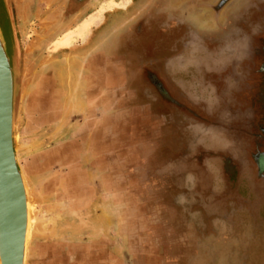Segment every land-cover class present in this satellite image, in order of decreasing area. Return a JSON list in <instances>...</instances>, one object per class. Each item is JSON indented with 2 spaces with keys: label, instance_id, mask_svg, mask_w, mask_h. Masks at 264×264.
Segmentation results:
<instances>
[{
  "label": "rangeland",
  "instance_id": "obj_1",
  "mask_svg": "<svg viewBox=\"0 0 264 264\" xmlns=\"http://www.w3.org/2000/svg\"><path fill=\"white\" fill-rule=\"evenodd\" d=\"M8 1L26 264H264V2L185 0L209 38L150 62L122 43L159 0Z\"/></svg>",
  "mask_w": 264,
  "mask_h": 264
},
{
  "label": "water",
  "instance_id": "obj_2",
  "mask_svg": "<svg viewBox=\"0 0 264 264\" xmlns=\"http://www.w3.org/2000/svg\"><path fill=\"white\" fill-rule=\"evenodd\" d=\"M17 43L9 1L0 0V264H26L34 220L33 198L17 151Z\"/></svg>",
  "mask_w": 264,
  "mask_h": 264
},
{
  "label": "flooded vegetation",
  "instance_id": "obj_3",
  "mask_svg": "<svg viewBox=\"0 0 264 264\" xmlns=\"http://www.w3.org/2000/svg\"><path fill=\"white\" fill-rule=\"evenodd\" d=\"M252 1V7L251 12L254 13L259 5L258 4H263L264 0H250V3ZM186 2L185 0H159L158 3L155 4L153 9L151 10L150 14L140 21L137 25V34L136 37L134 38L131 35H127L125 37L124 42L122 43L124 46V55H131V51H139L142 55V58L144 61H150L149 56L156 54L158 52H163L162 54L166 53L168 51V46L170 44H174L175 40L177 41V38L184 39L186 44H189V41H193L196 39H205L206 37L209 38V34L207 33H202V32H195L192 27H190L189 23L193 20L195 17L197 20L201 22L203 20L202 14L195 13L193 11V8L189 9L188 6L184 3ZM185 4V5H183ZM203 7L200 3L196 4L195 9H200V7ZM237 9L235 8V11H233L230 16H228V21L229 23L233 22H240L241 21V12L236 11ZM194 14V15H193ZM145 28V34H141V28ZM139 29V31H138ZM222 34L221 32L217 31L214 36H219ZM224 34V33H223ZM145 42L146 44L149 45V49H145ZM143 49L145 50V54ZM171 49V48H170ZM151 52V53H150ZM172 53V52H171ZM134 54V53H133ZM144 55V56H143ZM144 61H141V66L144 63ZM143 62V63H142ZM144 68L142 72H145V75L149 77L152 83H154L157 79L156 75V69L154 71L153 65H150V68L147 67H142ZM154 78V80H153ZM154 81V82H153ZM157 81V80H156ZM252 156V154H251ZM235 167V165H233ZM260 168V166H259ZM262 182V186L258 185L255 186V188H251V191L253 189L254 191V196L257 197L252 199L251 202L248 204H245L244 202L241 203L242 206V211L244 212V215H250V218H254L257 212H263L264 213V205H261V203H264V178H260ZM239 211V210H238ZM254 216V217H253ZM257 219V218H256ZM257 222V220H256Z\"/></svg>",
  "mask_w": 264,
  "mask_h": 264
},
{
  "label": "crops",
  "instance_id": "obj_4",
  "mask_svg": "<svg viewBox=\"0 0 264 264\" xmlns=\"http://www.w3.org/2000/svg\"><path fill=\"white\" fill-rule=\"evenodd\" d=\"M87 67H88V72H87L85 78L86 79H89V81H91V79H93V73L94 74L96 73V71H94V62L92 61V59L89 60V63H88V66Z\"/></svg>",
  "mask_w": 264,
  "mask_h": 264
},
{
  "label": "bare ground",
  "instance_id": "obj_5",
  "mask_svg": "<svg viewBox=\"0 0 264 264\" xmlns=\"http://www.w3.org/2000/svg\"><path fill=\"white\" fill-rule=\"evenodd\" d=\"M10 4V3H9ZM11 9H12V7H11ZM31 221H32V219H30ZM34 221V220H33ZM29 224H30V222H29ZM28 227V226H27ZM28 229V228H27ZM26 237H27V235H26ZM26 239V238H25ZM25 243L27 244V239L25 240ZM1 259V258H0Z\"/></svg>",
  "mask_w": 264,
  "mask_h": 264
}]
</instances>
